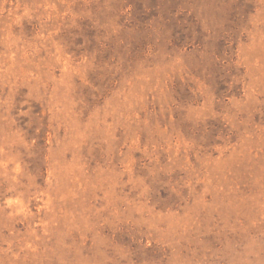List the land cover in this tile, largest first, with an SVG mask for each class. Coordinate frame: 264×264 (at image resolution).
Here are the masks:
<instances>
[{
    "label": "rangeland",
    "instance_id": "1",
    "mask_svg": "<svg viewBox=\"0 0 264 264\" xmlns=\"http://www.w3.org/2000/svg\"><path fill=\"white\" fill-rule=\"evenodd\" d=\"M0 264H264V0H0Z\"/></svg>",
    "mask_w": 264,
    "mask_h": 264
}]
</instances>
